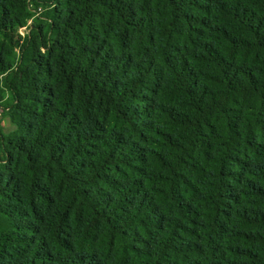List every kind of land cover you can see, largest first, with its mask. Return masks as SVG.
Returning a JSON list of instances; mask_svg holds the SVG:
<instances>
[{
	"label": "trees",
	"instance_id": "1",
	"mask_svg": "<svg viewBox=\"0 0 264 264\" xmlns=\"http://www.w3.org/2000/svg\"><path fill=\"white\" fill-rule=\"evenodd\" d=\"M0 264H264V0H0Z\"/></svg>",
	"mask_w": 264,
	"mask_h": 264
},
{
	"label": "rangeland",
	"instance_id": "2",
	"mask_svg": "<svg viewBox=\"0 0 264 264\" xmlns=\"http://www.w3.org/2000/svg\"><path fill=\"white\" fill-rule=\"evenodd\" d=\"M1 118H2V117L0 116V119H1ZM2 120H3V123H4V125H5V127H6L7 129L11 127V121H10L9 118L5 117V118H2Z\"/></svg>",
	"mask_w": 264,
	"mask_h": 264
}]
</instances>
